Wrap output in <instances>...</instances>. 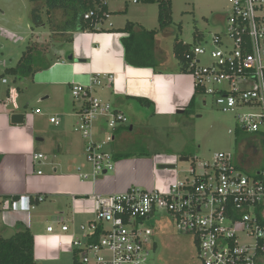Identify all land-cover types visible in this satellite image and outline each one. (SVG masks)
Returning <instances> with one entry per match:
<instances>
[{"label": "built area", "instance_id": "2783aa9c", "mask_svg": "<svg viewBox=\"0 0 264 264\" xmlns=\"http://www.w3.org/2000/svg\"><path fill=\"white\" fill-rule=\"evenodd\" d=\"M229 3L232 8L222 17L223 29L211 35L213 47L204 48V38L197 43L188 73L195 93L212 97L222 112L235 113L242 131L264 134V0ZM93 15L88 13L85 19ZM204 57L211 63L204 65ZM105 77L109 84L113 82L112 75ZM101 78L98 74L88 86H72V97L82 103L75 131L86 141V161L91 166L90 173L80 175L82 181H96L116 171L107 147L129 124L128 117L110 102L93 96V86L101 85ZM100 120L106 136L96 141L94 129ZM50 122L60 125L57 117ZM45 158L34 155L36 161ZM202 169L197 173L193 167L188 177L163 191L133 186L124 193L93 196L96 220L81 226L82 237H73V256L78 253L80 264H150L154 235L150 222L166 220L178 233L191 237L201 264H264V179L247 176L232 154L218 153L214 163L205 162ZM25 203L30 207L31 199L5 202L0 212L17 211ZM54 223L61 225L62 233L69 232L61 220ZM47 231L55 233V227Z\"/></svg>", "mask_w": 264, "mask_h": 264}, {"label": "crops", "instance_id": "0c3cea01", "mask_svg": "<svg viewBox=\"0 0 264 264\" xmlns=\"http://www.w3.org/2000/svg\"><path fill=\"white\" fill-rule=\"evenodd\" d=\"M112 2L114 0L107 2L109 16L97 25L96 31L69 34L68 40L40 51V69L32 79H19L21 84L31 81V89L42 90L37 97L39 104H53L48 106L46 114H36L45 117L43 123L28 121L20 110L0 107V204L19 202L24 197L31 199L30 207L25 203L17 211L8 208L0 212V235L10 238L21 228H29L34 236L37 264L62 262L70 255L74 259L73 237H82L81 226L96 220L93 196L124 193L133 186L163 191L178 179L172 169L158 168L174 165L173 161L157 162L150 155L132 156L131 153H126L129 158L120 160L117 156L121 153H112L117 168L113 174L96 181L80 178L83 173L91 172V166L86 161V141L75 131L82 103L72 97L73 84L88 86L93 76L101 75L103 83L93 86V96L110 102L128 116L135 113L137 117L145 114L140 99L146 101L143 106L153 116L163 118L179 115L178 111L187 109L195 96L190 73L180 69L175 72L167 68H139L127 63L123 40L129 34L118 31L129 22L152 30L147 28L144 19L132 20L128 2L117 9L111 8ZM217 22L223 25L224 19ZM162 34L164 39L169 35L167 30ZM158 36L151 50L155 51L158 61L163 56V61L169 64L166 49L159 45L163 38ZM105 75L113 76L111 84ZM19 91L24 93L21 88ZM14 114H23L24 124L14 125L11 122ZM54 116L60 121L63 119L59 127L50 122ZM134 129V125L129 129L124 127L116 133L115 141L118 137L128 140ZM105 136L104 121L100 120L95 125L94 138L103 141ZM48 153H53L52 160L34 159L35 154L46 157ZM44 166L47 173L43 172ZM38 197L44 200L38 201ZM56 220L68 225L69 232L62 233L61 225L54 223ZM51 225L55 233L47 231Z\"/></svg>", "mask_w": 264, "mask_h": 264}, {"label": "rangeland", "instance_id": "374dc122", "mask_svg": "<svg viewBox=\"0 0 264 264\" xmlns=\"http://www.w3.org/2000/svg\"><path fill=\"white\" fill-rule=\"evenodd\" d=\"M132 1L114 0L111 8L117 9L120 5L124 7L128 2V7L132 9L130 12L132 20L142 18L149 30L158 29L159 5L157 3L152 4L153 6H144L143 3L134 5ZM170 2L172 27L167 30L169 35L166 39L163 38L162 32L158 38H163L159 45L166 49L164 51L170 60L168 70H165L176 72L180 69L174 53L177 36L185 44L194 45L197 35L200 34L204 38L203 47L211 49L213 47L211 35L223 29L217 20L227 17L232 7L229 0ZM32 8L33 4L29 0H0V107L5 105L20 110L28 121L43 123L45 117L36 115V110L46 114L48 106L53 104L49 102L39 104L37 97L41 94V89H31V81H22L21 84L19 79L5 72L7 68L17 65L28 46L33 45L38 51H47L64 40L58 32L52 31L51 25L43 29L36 28L32 21ZM54 19L57 24L60 23L61 13L57 12ZM179 26L181 31H178ZM210 63L211 61L204 57L203 64ZM3 80L6 83H3ZM19 88L23 90V94ZM139 103L145 112L142 117H137L135 113H130L129 116L124 113L129 119L128 126L135 127L130 133L131 137L126 141L118 137L117 141L107 147L109 152L123 155L131 153L132 156L146 154L155 157L157 162L171 160L176 166L172 173L177 174L179 180L188 177L193 167L197 173H201L202 164L214 163L215 155L218 153L234 155L236 163L247 176L253 177L258 170L264 169V156L257 161L252 155V149L248 146L240 149V145L237 144L236 130L239 128L237 115L222 112L212 97L198 96L196 105L190 112L163 118L153 116L146 106ZM62 121L61 118L60 124ZM46 158L52 160L53 153H48ZM181 158H189V161H180ZM43 172H48L47 167H43ZM150 224L154 231L151 238L150 264H201L190 236L178 233L174 225L166 220L152 221ZM43 229H46L44 224ZM46 264H74V259L70 255L62 262Z\"/></svg>", "mask_w": 264, "mask_h": 264}, {"label": "trees", "instance_id": "16d2710c", "mask_svg": "<svg viewBox=\"0 0 264 264\" xmlns=\"http://www.w3.org/2000/svg\"><path fill=\"white\" fill-rule=\"evenodd\" d=\"M33 4L32 21L36 28L43 29L47 25H51L53 32H58L61 38L68 40L69 34L75 32H94L105 15H109L107 2L109 0H29ZM171 0L156 2L154 0H143L144 4L159 5V29L148 31L143 27L129 22L126 27L118 32L129 34L124 38L123 44L125 48V59L127 63L134 67L145 68L152 67L159 70L167 68V62L163 61L160 56L158 61L155 51L151 49L155 47L156 36L163 31L172 27V5ZM61 13L62 20L56 23L55 14ZM94 13L90 19H85V15ZM46 17V20H45ZM178 31H181L179 26ZM198 34V32H197ZM203 39L202 35H197L194 45L185 44L180 41L178 36L174 44L175 57L179 62L180 71L188 73V63L193 56V48ZM33 44V43H32ZM163 58V59H162ZM41 54L35 46L27 47L17 65L5 70L6 74L14 76L16 79H32L41 65ZM159 66V68H158ZM199 92L195 93L189 107L184 113L190 112L196 105ZM143 105L145 100L140 99ZM124 128L118 130L120 132ZM125 129H129L126 126ZM236 142L243 146H248L253 150V157L259 161L264 156V134H249L240 128L236 130ZM242 153V152H241ZM129 158V154L118 155L117 159ZM115 158V157H114ZM241 167L240 165H238ZM256 180L264 179V169L258 170L253 176ZM0 264H37L35 260V241L34 236L29 228H21L10 238H4L0 235ZM74 264L79 263V255H74Z\"/></svg>", "mask_w": 264, "mask_h": 264}, {"label": "water", "instance_id": "95a60500", "mask_svg": "<svg viewBox=\"0 0 264 264\" xmlns=\"http://www.w3.org/2000/svg\"><path fill=\"white\" fill-rule=\"evenodd\" d=\"M73 59V57H70V60ZM185 111L184 110H180L178 111V114H183ZM11 122L14 125H22L25 122V116L23 114H14L11 117ZM180 161H189V158H181ZM175 165H161L158 168L159 169H175Z\"/></svg>", "mask_w": 264, "mask_h": 264}]
</instances>
